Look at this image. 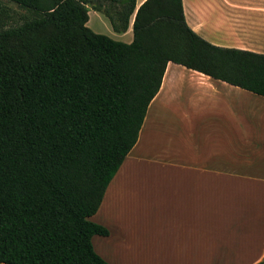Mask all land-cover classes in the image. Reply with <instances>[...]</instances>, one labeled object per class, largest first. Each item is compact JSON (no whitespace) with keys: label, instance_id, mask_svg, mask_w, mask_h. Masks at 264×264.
I'll return each mask as SVG.
<instances>
[{"label":"trees","instance_id":"16d2710c","mask_svg":"<svg viewBox=\"0 0 264 264\" xmlns=\"http://www.w3.org/2000/svg\"><path fill=\"white\" fill-rule=\"evenodd\" d=\"M9 1L32 16L0 28V264H110L89 217L167 63L264 96V53L209 43L182 0ZM88 8L118 33L132 21V41L94 32Z\"/></svg>","mask_w":264,"mask_h":264},{"label":"crops","instance_id":"0c3cea01","mask_svg":"<svg viewBox=\"0 0 264 264\" xmlns=\"http://www.w3.org/2000/svg\"><path fill=\"white\" fill-rule=\"evenodd\" d=\"M182 3L209 43L264 53V0ZM101 18L88 8L86 25L97 31ZM109 27L132 41V21L125 32ZM156 92L89 217L108 229L91 237L95 252L110 264L264 263V96L172 61ZM113 237L115 250H96Z\"/></svg>","mask_w":264,"mask_h":264},{"label":"rangeland","instance_id":"374dc122","mask_svg":"<svg viewBox=\"0 0 264 264\" xmlns=\"http://www.w3.org/2000/svg\"><path fill=\"white\" fill-rule=\"evenodd\" d=\"M32 16V12L20 5H18L15 2L9 1V0H0V28H7L9 26H13V25H17L19 23H21L25 18L27 17H31ZM103 21V25L105 27H97L96 30L94 31L96 33H104V29H110V23L108 22L107 19L104 20V18H101ZM90 21H91V17H90ZM94 22V21H93ZM91 28V25L90 27ZM93 28V27H92ZM95 243V248L96 250H100L101 247L103 246H109V252H111L112 250H115L114 248H117L116 244H115V238L113 237L112 240L110 241L109 244H105L102 245V243L96 241ZM97 244H101L100 245V249L98 248L99 246H97ZM118 249L122 252V253H126L127 251H124L121 249V244L118 245Z\"/></svg>","mask_w":264,"mask_h":264}]
</instances>
